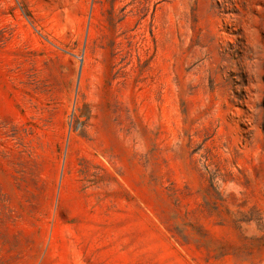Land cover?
<instances>
[{
    "label": "rangeland",
    "instance_id": "374dc122",
    "mask_svg": "<svg viewBox=\"0 0 264 264\" xmlns=\"http://www.w3.org/2000/svg\"><path fill=\"white\" fill-rule=\"evenodd\" d=\"M0 264H264V0H0Z\"/></svg>",
    "mask_w": 264,
    "mask_h": 264
}]
</instances>
